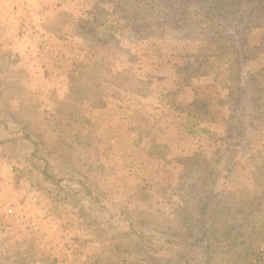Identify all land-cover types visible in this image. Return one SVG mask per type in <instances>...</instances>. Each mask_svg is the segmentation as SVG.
I'll use <instances>...</instances> for the list:
<instances>
[{"label":"rangeland","instance_id":"1","mask_svg":"<svg viewBox=\"0 0 264 264\" xmlns=\"http://www.w3.org/2000/svg\"><path fill=\"white\" fill-rule=\"evenodd\" d=\"M54 13L0 29V264H264V0Z\"/></svg>","mask_w":264,"mask_h":264},{"label":"crops","instance_id":"2","mask_svg":"<svg viewBox=\"0 0 264 264\" xmlns=\"http://www.w3.org/2000/svg\"><path fill=\"white\" fill-rule=\"evenodd\" d=\"M9 1L10 0H0V29L1 31H5L6 36V33L10 28L12 29L10 31V33L12 34L11 36H15L17 32L18 22L15 19V16L13 14V8L12 5H10ZM15 2L19 3V0H16ZM69 2L70 0H28L29 8L32 11H36L37 9H40L42 7H44V9L48 11L46 14V18L43 22V27L45 29L44 32H47L49 30L51 32V30L54 29V25L56 24V19H54V17L57 15V13H54V11L57 10L58 12H61V9L66 8V4L69 5ZM74 8L80 9L81 6H76L75 4ZM61 30L64 31V33H62L60 36L65 37L66 30L63 28ZM47 33V36L49 37V32Z\"/></svg>","mask_w":264,"mask_h":264},{"label":"trees","instance_id":"3","mask_svg":"<svg viewBox=\"0 0 264 264\" xmlns=\"http://www.w3.org/2000/svg\"><path fill=\"white\" fill-rule=\"evenodd\" d=\"M216 164H219L216 162ZM216 169V171L218 172V169L216 167H214ZM211 175V174H210ZM209 173L206 174V176L204 177V179L202 181H199V183L203 184L204 186H207L211 183L212 178H208ZM214 176V175H212ZM194 187V184H192L191 188ZM209 193L212 195L211 193V188H209ZM215 196L212 195L209 196L208 198H203L202 200H205V203L208 204L210 202V200H212ZM192 208H195V205H192ZM193 213L194 210L189 212L187 211L188 217L184 219V223H183V228H182V237L178 240L177 244H175L174 242H168L171 246V252H173L174 250H176L177 248H186L184 245L185 244H190L189 246H195V247H201L205 250H209L212 246V240L211 237L209 235V231L207 230L208 226L212 223V221L209 223L210 217L209 216H202V220L200 219V225L198 226V224H195V219H193ZM211 242V243H210ZM177 246V247H175ZM187 249V248H186Z\"/></svg>","mask_w":264,"mask_h":264},{"label":"built area","instance_id":"4","mask_svg":"<svg viewBox=\"0 0 264 264\" xmlns=\"http://www.w3.org/2000/svg\"><path fill=\"white\" fill-rule=\"evenodd\" d=\"M24 6V12L23 15L20 19V23L18 22V24H20L21 27V39L22 40H26L29 43H34L38 40V34L36 32V24L38 22V20H44L45 19V11L41 10V11H32L29 8V3L27 0L24 1L23 3ZM47 36V35H46ZM43 42V48L47 51L51 50V41L49 39V37H45V39L42 41ZM9 214L13 213L12 209L8 210Z\"/></svg>","mask_w":264,"mask_h":264}]
</instances>
